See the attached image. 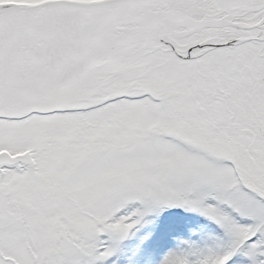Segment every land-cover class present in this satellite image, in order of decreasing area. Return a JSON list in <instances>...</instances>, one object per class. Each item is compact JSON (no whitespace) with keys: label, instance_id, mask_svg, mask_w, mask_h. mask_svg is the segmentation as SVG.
Here are the masks:
<instances>
[{"label":"snow or ice","instance_id":"obj_1","mask_svg":"<svg viewBox=\"0 0 264 264\" xmlns=\"http://www.w3.org/2000/svg\"><path fill=\"white\" fill-rule=\"evenodd\" d=\"M0 264H264V0H0Z\"/></svg>","mask_w":264,"mask_h":264}]
</instances>
